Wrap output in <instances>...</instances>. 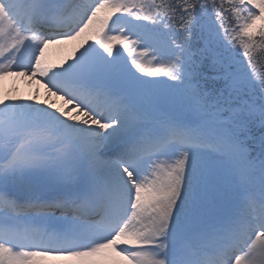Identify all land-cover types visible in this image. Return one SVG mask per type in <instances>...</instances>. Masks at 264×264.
Returning a JSON list of instances; mask_svg holds the SVG:
<instances>
[{"label": "snow or ice", "instance_id": "1", "mask_svg": "<svg viewBox=\"0 0 264 264\" xmlns=\"http://www.w3.org/2000/svg\"><path fill=\"white\" fill-rule=\"evenodd\" d=\"M258 54L264 0H0V264H264Z\"/></svg>", "mask_w": 264, "mask_h": 264}, {"label": "rangeland", "instance_id": "2", "mask_svg": "<svg viewBox=\"0 0 264 264\" xmlns=\"http://www.w3.org/2000/svg\"><path fill=\"white\" fill-rule=\"evenodd\" d=\"M68 49V47H66ZM50 60H52L50 58ZM19 71V70H17ZM11 75V74H10ZM5 76H9L5 75ZM0 77V97L2 96H15V97H29V96H38L40 100L45 99L46 97V88L44 83L38 78H31L28 75H11V78L5 79L6 77ZM14 76L13 81L11 80ZM6 81H5V80ZM1 80L3 82L1 83ZM50 100L54 101L59 107L63 102L57 97H49ZM49 264H65L61 259H51Z\"/></svg>", "mask_w": 264, "mask_h": 264}, {"label": "bare ground", "instance_id": "3", "mask_svg": "<svg viewBox=\"0 0 264 264\" xmlns=\"http://www.w3.org/2000/svg\"><path fill=\"white\" fill-rule=\"evenodd\" d=\"M66 47H68V49H66ZM71 47H72V45L50 46V48L47 50L46 56L49 60H50V58L52 59L50 61L58 63L61 58H63L65 55L68 54ZM17 70H14V71H17ZM11 75L19 76L16 74H11ZM11 75L9 74V76H5L6 77L5 79L11 78ZM13 80H14V76L11 80H8V81H13ZM2 82H3V80H1V83ZM42 100H43V98H42Z\"/></svg>", "mask_w": 264, "mask_h": 264}, {"label": "trees", "instance_id": "4", "mask_svg": "<svg viewBox=\"0 0 264 264\" xmlns=\"http://www.w3.org/2000/svg\"><path fill=\"white\" fill-rule=\"evenodd\" d=\"M257 66H261L262 67L261 70L256 71L257 74L264 73V55H259L258 54Z\"/></svg>", "mask_w": 264, "mask_h": 264}]
</instances>
